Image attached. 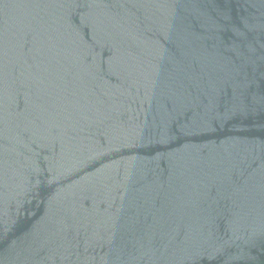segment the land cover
<instances>
[{"label":"water","instance_id":"95a60500","mask_svg":"<svg viewBox=\"0 0 264 264\" xmlns=\"http://www.w3.org/2000/svg\"><path fill=\"white\" fill-rule=\"evenodd\" d=\"M0 264H264V0H0Z\"/></svg>","mask_w":264,"mask_h":264}]
</instances>
